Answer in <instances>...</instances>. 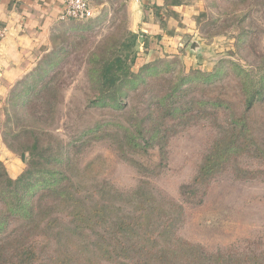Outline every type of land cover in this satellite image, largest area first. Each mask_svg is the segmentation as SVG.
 <instances>
[{"label": "trees", "instance_id": "16d2710c", "mask_svg": "<svg viewBox=\"0 0 264 264\" xmlns=\"http://www.w3.org/2000/svg\"><path fill=\"white\" fill-rule=\"evenodd\" d=\"M257 2L264 7V0ZM246 20L244 15L240 22ZM127 26L118 25L88 52L87 108L125 110L130 93L139 94L147 107L132 110L124 124L98 123L87 134L116 127V150L144 170L145 177L136 188L122 192L94 177V161L73 164L62 141L49 131L62 97L61 74L46 81L57 61L47 72L43 65L28 72L5 100V106L10 105L2 122L10 137L6 144L26 169L14 179L0 161V264H264V244L209 252L181 238L185 207L153 192L150 166L133 157L148 155L156 142L167 139L169 124L175 126L196 112L206 116L210 110L222 111L228 119L202 156L193 180L181 187V197L202 202L212 182L234 166L241 180L264 179V166L240 165L246 158L264 163V143L255 122L258 110L264 109V51L251 55L247 66L224 59L213 72H181L177 63L167 60L135 72V48L143 34ZM248 34L243 30L240 45ZM162 38H151V45L159 46ZM149 79H156L155 85ZM140 87L144 89L138 93Z\"/></svg>", "mask_w": 264, "mask_h": 264}, {"label": "rangeland", "instance_id": "374dc122", "mask_svg": "<svg viewBox=\"0 0 264 264\" xmlns=\"http://www.w3.org/2000/svg\"><path fill=\"white\" fill-rule=\"evenodd\" d=\"M91 5L94 9L93 19L85 23L60 22L52 28L44 49L30 63L26 74L34 69L39 71L40 65L45 66L47 72L50 64L57 61V66L49 71L46 81L59 72L62 97L56 122L49 131L62 141L73 164L84 166L94 161V177L106 179L119 191L128 192L136 188L146 174L122 159L116 150L120 134L114 133L118 129L111 126L102 133L87 132L98 123L124 124L132 110L141 111L147 104H142L139 94L130 93L125 110L87 108V97L91 91L86 78L88 52L117 31L118 25H128L127 0H91ZM187 6L192 8L189 20L193 27L186 25V33L167 31L169 37L162 38L161 47H155L149 39H144L135 48V72L164 60L177 63V69L181 72L197 69L213 72L224 59L247 66L252 61L251 55L263 53L264 7L257 0H190ZM244 15H247L245 24L240 22ZM243 30H248L250 34L247 39L243 38L244 43L240 45ZM194 40L202 43L200 58L188 51ZM149 83L155 85L156 79H149ZM140 88L138 93L144 89ZM6 98L7 93L0 96V161L15 179L26 169V163L6 144L10 142V137L6 135L8 129L2 127L6 110L10 109L9 104L5 106ZM209 113L203 116L196 112L188 119L177 120L175 126L169 124L168 127L172 128L167 139L156 142L148 155L133 157L150 166L154 174L149 180L153 192L185 207V221L178 230L181 238L199 244L209 252L231 246L247 248L251 242L264 244L263 178L241 180L236 177L238 172H234V166L212 182L202 202H199V198L188 202L180 195L181 187L193 180L202 156L218 137L219 127L228 119L227 113L222 111L210 110ZM255 122L256 134L264 143V109L258 110ZM22 127L20 125V129ZM161 147L165 150L162 151ZM159 165L161 168L157 169ZM240 165L252 169L264 166V163L246 158L240 161Z\"/></svg>", "mask_w": 264, "mask_h": 264}, {"label": "crops", "instance_id": "0c3cea01", "mask_svg": "<svg viewBox=\"0 0 264 264\" xmlns=\"http://www.w3.org/2000/svg\"><path fill=\"white\" fill-rule=\"evenodd\" d=\"M188 4L190 0H127L128 29L149 41L169 37L167 31L186 33L184 27L194 25ZM64 9V0H0V32H5L0 41V96L26 74L52 28L70 21L62 18Z\"/></svg>", "mask_w": 264, "mask_h": 264}, {"label": "built area", "instance_id": "2783aa9c", "mask_svg": "<svg viewBox=\"0 0 264 264\" xmlns=\"http://www.w3.org/2000/svg\"><path fill=\"white\" fill-rule=\"evenodd\" d=\"M87 0H64L63 19L87 20L93 18V9ZM5 37V32H0V41Z\"/></svg>", "mask_w": 264, "mask_h": 264}, {"label": "water", "instance_id": "95a60500", "mask_svg": "<svg viewBox=\"0 0 264 264\" xmlns=\"http://www.w3.org/2000/svg\"><path fill=\"white\" fill-rule=\"evenodd\" d=\"M143 41H144V38H143V37L139 38V40H138V42H137V47H138L141 43H143ZM188 51H189V53H190L191 55L200 58V56L202 55V51H203L201 41H199V40H194V41L191 43V45H190Z\"/></svg>", "mask_w": 264, "mask_h": 264}]
</instances>
